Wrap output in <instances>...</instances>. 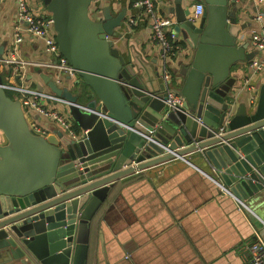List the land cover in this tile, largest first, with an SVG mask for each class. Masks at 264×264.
I'll list each match as a JSON object with an SVG mask.
<instances>
[{
	"label": "water",
	"instance_id": "95a60500",
	"mask_svg": "<svg viewBox=\"0 0 264 264\" xmlns=\"http://www.w3.org/2000/svg\"><path fill=\"white\" fill-rule=\"evenodd\" d=\"M43 1L59 50L78 73L76 84L88 87L83 103L69 83L60 85L51 76L43 79L53 93L68 101L69 114L82 135L73 138L62 128L42 135L30 126L20 99L3 86L6 62L1 46L4 264H88L94 216L117 181L137 169L188 159L189 153L225 168L241 158L239 150L245 151L247 145L260 158L264 84L256 103L237 108L234 103L238 76L232 69L251 59L248 44L239 41L246 24L238 20L236 2L205 0L200 18L191 15L184 0L167 7L175 19L172 30L191 50L181 67L184 82L175 89L184 101L169 107L159 67L151 68L139 55L124 53L115 40L122 35L125 7L113 14L106 1L101 16L94 17L93 0ZM222 125L226 131L219 133ZM246 160L257 167L253 156ZM243 182L252 185L250 178Z\"/></svg>",
	"mask_w": 264,
	"mask_h": 264
},
{
	"label": "crops",
	"instance_id": "0c3cea01",
	"mask_svg": "<svg viewBox=\"0 0 264 264\" xmlns=\"http://www.w3.org/2000/svg\"><path fill=\"white\" fill-rule=\"evenodd\" d=\"M106 1H110L113 14H117L122 7L127 9L122 35L115 39L120 50L129 56L139 55L151 68L159 67V47L152 39L150 20L142 18L133 26L128 23L130 17L141 13V9L134 6L135 0H93L90 10L94 17L101 16L96 13V7H101L102 11ZM29 2L35 13L51 17L43 0ZM184 2H188L192 16V6L195 9L196 3L205 4V0ZM155 3L160 14L171 19L173 25L174 15L168 12L167 7L174 5L176 0H155ZM236 3L240 13L238 20L246 24L240 31L239 41L248 44L246 52L251 55L250 60L232 69V73L238 76L234 100L237 108L241 104L250 105L252 98L256 103L259 88L264 84V69L254 73L250 68V61L263 55L254 46L252 34L264 30V2L239 0ZM259 14L261 19H258ZM18 26L22 27L18 55L29 62L19 74L18 82L53 93L43 79V76H51L59 80L60 85L69 83L74 90L73 78L69 79L61 71L44 64L56 58L47 50L43 39L24 30L17 0H0V47H4L5 58L11 55L16 44ZM176 44L179 47L170 62L175 77L173 89H178V85L184 82L181 67L191 54L181 38L176 40ZM5 64L2 71L8 73V81H4L7 83L14 78L9 74L10 65ZM83 87L84 92L88 90L87 85L81 86L80 90L83 91ZM80 101L83 103L84 97ZM40 102L75 123L66 104L47 98H41ZM28 113L48 134L62 128L53 119L36 111L28 110ZM244 149L239 150L241 158L225 168H217L199 153H189L188 161L171 159L137 169L118 180L103 202L98 218L92 264H244L243 246L255 239L256 234L264 239V151L257 158L251 146L247 145ZM248 155L256 159L257 167L246 160ZM152 170L156 174L152 175ZM252 174L256 178H252ZM249 178L252 185L243 182ZM260 185L259 190H255ZM2 251L0 264H4ZM125 253L128 256L123 257Z\"/></svg>",
	"mask_w": 264,
	"mask_h": 264
},
{
	"label": "built area",
	"instance_id": "2783aa9c",
	"mask_svg": "<svg viewBox=\"0 0 264 264\" xmlns=\"http://www.w3.org/2000/svg\"><path fill=\"white\" fill-rule=\"evenodd\" d=\"M239 1V0H233ZM256 3H262L264 0H253ZM18 2V13L19 18L24 23V30L29 34L39 37L44 40L47 50L55 56V61L44 63L45 65L55 68L65 74L70 76V79H78V73L74 66L68 61V59L62 55L59 50L58 42L56 39V31L53 26V20L51 17H45L41 14L35 13L30 7L29 0H17ZM134 6L141 9L139 16L130 17L128 23L133 26L139 22L140 19L147 18L151 22V36L154 41L157 42L159 47V70L161 77L165 83V93L166 99L165 103L169 107H176L178 104H182L184 101L183 96L172 88V72L170 69V60L176 54V49L179 45L176 44L178 40L176 33L172 30L171 19L163 17L158 9L156 8L155 0H135ZM205 4L203 2H198L195 5L194 14L195 17H200L203 14ZM96 13H101V10L96 9ZM94 14V13H92ZM262 15H258V19H261ZM22 27L18 26L15 33L16 44L12 48L11 55L4 58V61L11 66L10 77L14 78L12 81L3 83V86L7 90L14 91L19 94L17 97L20 99L26 115L28 117L30 126L42 135H48L46 129L41 127L35 118H31L28 110L36 111L37 113L53 119L59 123L65 131L68 132L73 138H79L82 133L76 131L73 127L74 122H72L65 115L53 109L51 107L45 106L40 102L41 98H47L48 100H56L64 104H68V101L63 97L57 96L55 93H45L31 87L23 85V83L18 82L16 78L23 69L29 64L28 61L22 59L18 55V43L22 41ZM252 41L257 50L263 52L261 57H254L250 61V68L254 73L262 71L264 69V30L261 32H255L252 34ZM34 65H43V63L31 62ZM57 81V80H56ZM59 82V80L57 81ZM250 88V86H249ZM252 100H255L252 98ZM226 131V126L222 125L219 127L218 132L223 133ZM182 159L187 160L185 157ZM224 191L231 193L229 189L224 188ZM239 201V200H238ZM241 205L243 202L239 201ZM245 253L244 264H264V239L261 235L256 234L255 239L246 243L243 246ZM128 256V255H126Z\"/></svg>",
	"mask_w": 264,
	"mask_h": 264
},
{
	"label": "trees",
	"instance_id": "16d2710c",
	"mask_svg": "<svg viewBox=\"0 0 264 264\" xmlns=\"http://www.w3.org/2000/svg\"><path fill=\"white\" fill-rule=\"evenodd\" d=\"M92 7V3H91V6ZM97 10H101V7H96ZM91 12V10H90ZM92 14V13H91ZM75 84V83H74ZM8 94L10 96H12L9 91H8ZM13 97V96H12ZM76 131H79V128H78V125L77 123L75 122L74 123V126H73ZM104 204V203H103ZM102 204V206H103ZM102 206L100 207V209L97 211L96 215L94 216L93 220H92V224L90 226V247H89V262L88 264H92L93 263V258H94V255H95V230L97 229V225H98V218L101 214V211H102Z\"/></svg>",
	"mask_w": 264,
	"mask_h": 264
},
{
	"label": "rangeland",
	"instance_id": "374dc122",
	"mask_svg": "<svg viewBox=\"0 0 264 264\" xmlns=\"http://www.w3.org/2000/svg\"><path fill=\"white\" fill-rule=\"evenodd\" d=\"M192 12L194 13V6H192ZM47 14H49V11H48V13ZM170 62H171V60H170ZM7 71H3V77H4V81L6 82V81H8V76H7ZM172 78H175L174 77V74H172ZM172 84H174V79H173V83ZM76 85V87L74 88V91L75 92H77V93H80V95L82 96V98L83 97H85V92H84V87H83V91L82 90H80V87L81 86H85V84L84 83H78V84H75ZM9 93L12 95V96H14V97H18L19 96V94L18 93H16V92H13V91H10L9 90Z\"/></svg>",
	"mask_w": 264,
	"mask_h": 264
}]
</instances>
